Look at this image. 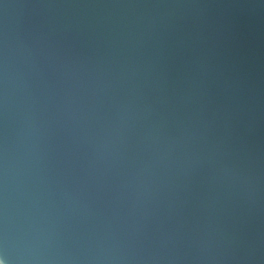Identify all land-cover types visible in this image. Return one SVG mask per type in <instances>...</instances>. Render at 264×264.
I'll use <instances>...</instances> for the list:
<instances>
[{
  "label": "water",
  "instance_id": "water-1",
  "mask_svg": "<svg viewBox=\"0 0 264 264\" xmlns=\"http://www.w3.org/2000/svg\"><path fill=\"white\" fill-rule=\"evenodd\" d=\"M0 264H264V0H0Z\"/></svg>",
  "mask_w": 264,
  "mask_h": 264
}]
</instances>
